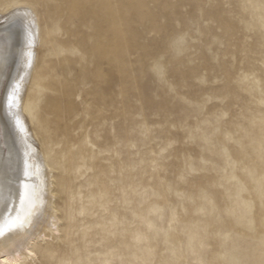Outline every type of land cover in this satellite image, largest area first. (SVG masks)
<instances>
[{
    "label": "rangeland",
    "instance_id": "rangeland-1",
    "mask_svg": "<svg viewBox=\"0 0 264 264\" xmlns=\"http://www.w3.org/2000/svg\"><path fill=\"white\" fill-rule=\"evenodd\" d=\"M23 2L58 219L28 264H264V0Z\"/></svg>",
    "mask_w": 264,
    "mask_h": 264
},
{
    "label": "bare ground",
    "instance_id": "bare-ground-1",
    "mask_svg": "<svg viewBox=\"0 0 264 264\" xmlns=\"http://www.w3.org/2000/svg\"><path fill=\"white\" fill-rule=\"evenodd\" d=\"M23 1L0 9V227L5 229L0 235V264H28L35 255L32 244L46 236L43 229L58 230L50 169L34 145L36 135L21 101L42 37L37 13ZM100 2L115 4V0ZM21 221L24 227L18 226ZM10 224L17 227L9 229Z\"/></svg>",
    "mask_w": 264,
    "mask_h": 264
},
{
    "label": "snow or ice",
    "instance_id": "snow-or-ice-1",
    "mask_svg": "<svg viewBox=\"0 0 264 264\" xmlns=\"http://www.w3.org/2000/svg\"><path fill=\"white\" fill-rule=\"evenodd\" d=\"M23 187H24V189L26 190L28 186H27V184L25 183V184L23 185ZM26 194H27L26 191H25L24 193H21V195H20L21 202H23V200H24ZM38 213H39V210H37V214H38ZM26 220H27V223H28V224H31V223H32V217H31V214H30L29 217L26 218ZM18 226H19V227H24V226H25L24 221H21V223H20ZM14 227H17V225H15V224H10V225H9V229L14 228ZM4 231H5V229L2 228V227H0V235H3V234H4Z\"/></svg>",
    "mask_w": 264,
    "mask_h": 264
}]
</instances>
